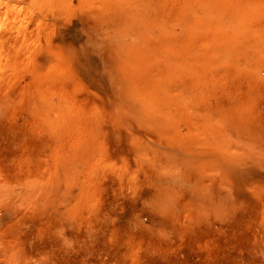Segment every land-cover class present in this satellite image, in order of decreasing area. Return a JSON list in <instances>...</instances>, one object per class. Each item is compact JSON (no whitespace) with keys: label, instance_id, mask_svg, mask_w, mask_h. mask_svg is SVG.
I'll return each mask as SVG.
<instances>
[{"label":"rangeland","instance_id":"374dc122","mask_svg":"<svg viewBox=\"0 0 264 264\" xmlns=\"http://www.w3.org/2000/svg\"><path fill=\"white\" fill-rule=\"evenodd\" d=\"M0 264H264V0H0Z\"/></svg>","mask_w":264,"mask_h":264}]
</instances>
